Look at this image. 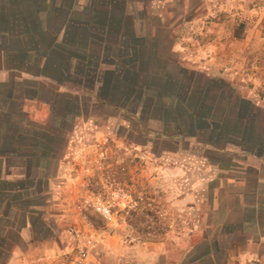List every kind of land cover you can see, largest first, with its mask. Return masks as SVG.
<instances>
[{
    "label": "crops",
    "instance_id": "1",
    "mask_svg": "<svg viewBox=\"0 0 264 264\" xmlns=\"http://www.w3.org/2000/svg\"><path fill=\"white\" fill-rule=\"evenodd\" d=\"M139 5L134 0H111L103 5L97 0H0V232H14L28 249H45L47 254L61 248L64 235L68 247L74 201L70 193L79 164L98 141L111 136L121 142L112 125L101 124L102 120L113 123L121 113L137 124L143 136L156 133L158 140L173 146L161 152L164 161L158 170L165 174L183 171L178 157L189 155L192 188L175 199L176 205L189 208L191 216L186 231L190 235L188 255L182 264L210 252L206 264H264V130L247 128L249 124L258 127L264 119H251L236 108L231 115L209 116L223 120V125L211 122L200 131L196 126L199 119L192 114L186 119L181 108L185 101L191 111H198L191 102V88L184 94L175 92L179 114L175 110L155 120L146 117L150 105L146 87L171 92L178 88L177 78L164 70L159 59L148 67L146 53L150 50L158 53L154 58L164 55L166 59L175 55L181 66L182 62H197L198 56L190 34L194 19L178 23L180 27L185 24L182 34L161 39L145 18L136 16ZM116 9L120 15L109 24L102 23L101 14L113 15ZM157 43L164 47L160 44L158 48ZM219 44L215 39L206 47L211 62L233 54L227 42ZM138 57L141 61L131 64ZM217 71L229 77L250 74L256 78V85L247 88L249 100L264 110L262 69L256 73ZM150 74L155 76L151 79ZM136 78L142 95L134 104L130 84ZM232 86L245 89L240 83ZM108 89L110 98L104 95ZM132 104L137 109L130 110ZM98 108L111 114L103 116ZM153 122L156 129L151 128ZM172 157L175 161L168 162ZM40 219L50 234L42 240L36 238ZM55 233L61 238L54 237ZM163 248L156 246L157 251L141 259L154 262ZM20 261L16 249L7 264Z\"/></svg>",
    "mask_w": 264,
    "mask_h": 264
},
{
    "label": "rangeland",
    "instance_id": "2",
    "mask_svg": "<svg viewBox=\"0 0 264 264\" xmlns=\"http://www.w3.org/2000/svg\"><path fill=\"white\" fill-rule=\"evenodd\" d=\"M97 1L103 5L111 0ZM134 1L141 4L136 10V16L145 18L148 21L146 23L154 27L152 32L161 39L182 34L186 28L185 24L182 27L177 26L181 21L184 23L186 20H195L190 34L195 39L196 45L193 48H196L197 62L193 64L182 62L181 66L175 55L166 59L164 55L154 58L158 53L154 54L150 50L146 53L149 55V58L145 59L148 67H154L159 59L163 66L165 65L164 70L173 73L177 78L175 85L178 88L176 90L173 88L172 91L184 94L191 88L193 108L203 113V116L220 118L223 115L234 114L237 108L239 110L237 113L251 119H255L256 116L258 120L264 119V110L254 106L247 91L249 84L256 85V78L250 74L242 78L229 77L217 71V69H247L249 73L252 70L256 73L259 69L264 71V0ZM187 7L190 10H187ZM120 13L121 11L116 9L113 10V15L106 12L101 14L100 18L103 19L102 23L109 24L110 20L118 17ZM241 25L246 27L244 37L235 39L234 35ZM215 39L220 42V46L227 42L233 54L228 58L221 55L220 59L211 62L209 55H206V47L211 46ZM160 44L163 45V43L155 45L159 48ZM207 69H216L217 72H208ZM153 74L149 75L151 79L155 76ZM159 79L155 81L159 83ZM134 81L130 86L134 87L135 104L142 95V87L139 86L141 84L137 78ZM237 83L245 89H234L232 85ZM258 87L260 88L259 85ZM260 93L264 94V84ZM111 95V90H105L106 97L110 98ZM128 107L133 111L138 105L132 104ZM165 107L168 105L164 102L150 104L146 107V117L155 120L165 116L169 112L164 110ZM96 110L103 116L111 114L105 108ZM117 116L118 119L113 123L102 120L101 124L109 128L112 125L111 129L120 136L121 142L117 143L109 136L110 134L108 135L109 139L105 141L109 149V158L105 169L90 179L89 186L81 185V189L77 191L81 196L85 195L88 189L90 193L100 197L111 207L116 222L108 223L87 204L80 213L73 201L70 208L68 247L64 235L61 248L47 254L45 249H28L18 235L11 233L8 240L0 239V264H7L16 249L21 260L29 258L35 264H63V255L76 246L75 236L79 227L95 233L96 247L93 258L98 264L184 263L188 255L186 248L190 235L186 231L191 225V216L189 208L186 205H176L175 199L192 188L190 180L194 173L188 167L189 155L184 153L178 157V162L184 164L183 171H166L165 174L164 171L158 170L159 164L164 161L161 152L166 148L172 149L173 146L158 140L156 133H151L149 137L143 136L137 124L129 122L128 117L121 113ZM150 124L151 128L156 129L157 124L154 122ZM257 126L249 124L247 128L253 131L264 130V122L260 121ZM171 159H168V162L175 161L173 157ZM63 227L66 230V223H63ZM1 234L0 232V236ZM47 236L50 234H47L45 223L40 219L37 221L36 238L42 240ZM61 236L59 233L54 234L57 238ZM159 245L165 249L159 250L163 253L158 254L154 262L141 259L148 253L157 251L155 248ZM19 264L23 262L20 261Z\"/></svg>",
    "mask_w": 264,
    "mask_h": 264
},
{
    "label": "built area",
    "instance_id": "3",
    "mask_svg": "<svg viewBox=\"0 0 264 264\" xmlns=\"http://www.w3.org/2000/svg\"><path fill=\"white\" fill-rule=\"evenodd\" d=\"M109 149L106 141H98L93 150L84 154L79 164L77 179L72 187V196L78 212L82 213L83 207L87 204L92 206L95 211L102 216L108 223H115L116 218L111 207L100 197L87 191L85 195H79L77 191L82 186H89L90 179L98 172L105 169L106 162L109 158ZM76 246L72 251L66 252L63 264H98L93 258V251L96 247V235L92 230L78 228L76 231ZM23 264H35L29 258L22 260Z\"/></svg>",
    "mask_w": 264,
    "mask_h": 264
},
{
    "label": "trees",
    "instance_id": "4",
    "mask_svg": "<svg viewBox=\"0 0 264 264\" xmlns=\"http://www.w3.org/2000/svg\"><path fill=\"white\" fill-rule=\"evenodd\" d=\"M6 28V30H7V32L9 33V34H11V32H13V30H11V27L10 26H8V27H5ZM245 26L244 25H241L238 29H237V33H235V37L236 38H243L244 37V35H243V32H244V30H245ZM141 61V58L140 57H138L137 59L135 58V59H133V61H132V63L131 64H137V63H139ZM132 70V69H131ZM136 70V73L138 74V78H141L143 75L141 74L140 75V71H139V69H135ZM147 89L146 90H148V92L149 93H153V94H149V101H150V104H153V103H155V104H157V103H161V102H164V104H166V105H168V107L166 108L165 107V109L164 110H166V111H168L169 110V112L168 113H172V112H175V110H176V112L179 114L180 113V110H181V108H183V110H185L184 111V114H186L187 115V117H186V119H189L190 117H188L189 116V114H192L191 116L193 117V118H198L199 120H198V122H197V124H196V126H197V128L200 130V131H205L206 129H207V127L209 126V125H212V123L211 122H214L215 124H218V125H223V123H224V121L223 120H219V119H217V118H211V117H209V116H203L202 114L203 113H201L200 111H191L190 110V108H189V106H187L186 104H185V101L184 102H182V106H181V108H180V106H175V104H174V102H175V100L178 102L179 100H178V96H177V94L175 93L176 91H166V89H163L162 87H158V86H155V87H153V86H149V87H146ZM144 92V91H143ZM164 94H166V95H164ZM105 95V94H104ZM165 97H167V98H172L173 99V102L171 103V104H168V103H166L164 100L165 99H163V98H165ZM179 103H180V101H179ZM171 110H172V112H171ZM167 113V112H166ZM187 123V122H186ZM189 132H191V131H189ZM92 220H94V219H92ZM6 224V223H5ZM4 224V226H5V228H12V227H10L9 225H5ZM11 233H14V232H10V233H7V234H1V236H0V239L2 240V241H6V240H8V236H9V234H11ZM17 235V234H16ZM212 255H211V252L210 253H205L202 257H200V258H198V259H196V260H193V261H189V259H188V264H206V263H208L209 262V260L211 259L210 257H211Z\"/></svg>",
    "mask_w": 264,
    "mask_h": 264
}]
</instances>
